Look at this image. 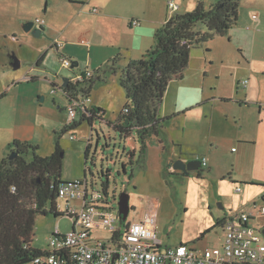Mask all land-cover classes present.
I'll return each mask as SVG.
<instances>
[{
	"label": "crops",
	"instance_id": "crops-1",
	"mask_svg": "<svg viewBox=\"0 0 264 264\" xmlns=\"http://www.w3.org/2000/svg\"><path fill=\"white\" fill-rule=\"evenodd\" d=\"M175 1L179 12L194 9L200 1L206 6L216 2ZM172 13L167 0H0V162L15 140L34 142L38 150L54 152L58 133L68 122V98L60 90L52 93L54 84L63 85L66 77L85 69L96 73L107 63L121 70L154 45L156 30ZM36 18L45 20L40 36L24 28ZM133 19L140 24H133ZM35 37L44 39L43 44ZM17 40L38 55L26 70H13L11 66L13 54L9 50ZM200 46H206V50L199 56L191 52L183 78L170 81L166 90L161 114L172 117L155 135L161 159L164 166L172 163L169 172H173L177 171L173 168L177 159L202 161L205 157L207 165L213 166L225 150L235 151V161L242 166L246 181L241 189L243 196L257 208L264 196V0H241L238 21L229 36H216ZM61 55L71 58L74 67L59 65ZM216 64L222 69L215 68ZM224 72L230 73L229 88L219 92L218 79ZM99 73L105 78L100 80L104 87L97 84L92 88L88 107L103 108L104 112H99L103 115L108 112L105 99L124 89L119 73ZM242 78L248 80L246 87L239 84ZM230 102L238 105L239 112L219 107ZM244 115L251 118L245 130L239 118ZM223 117L234 118V128L226 125ZM175 121L177 128H170ZM124 139L125 147L129 142L133 150L139 147L136 135ZM201 143L205 145L201 147ZM202 151L206 153L200 156ZM254 205H247L246 210L255 211ZM252 222L263 226L264 216L256 215Z\"/></svg>",
	"mask_w": 264,
	"mask_h": 264
},
{
	"label": "rangeland",
	"instance_id": "rangeland-1",
	"mask_svg": "<svg viewBox=\"0 0 264 264\" xmlns=\"http://www.w3.org/2000/svg\"><path fill=\"white\" fill-rule=\"evenodd\" d=\"M34 40L43 44L44 39L35 37ZM192 50V54L199 56L203 50H206V46L195 47ZM9 53L20 59L19 70L28 69L38 59L33 49L20 44L18 40L11 43ZM55 57L53 60H57ZM57 61L59 65L62 64L60 60ZM215 66L222 69L219 64ZM77 67L75 66L74 69ZM62 76L63 73L60 78ZM229 77L230 73L224 72L218 79L219 92L228 90ZM97 84L102 86L101 88L104 87V82L98 80L93 89ZM126 101L124 90L119 95L113 94L105 99L108 103V112L98 115L92 125L84 120L76 128L61 133L59 141L64 152L62 179L72 182L87 178L90 192L92 182L95 189L101 190L108 180L109 205L115 210L119 209V196L125 190L130 194L131 204L127 221L139 220L155 209L156 234L161 241V248L176 246L180 243H187L197 249L220 248L224 230L219 222L231 213L247 211V205L251 204L252 208L254 205L251 200L246 202L243 196L244 191L241 189L246 181L242 178V166L235 161V151L230 150L227 153L228 150H225L226 153L215 158L217 161L212 163L213 166L210 164L202 166L204 169L202 177L197 175L196 170L190 171L187 176L179 177L166 172L161 159L163 156L159 142L157 137L152 135L147 141L145 154L142 156L137 147L133 163H131L132 144L129 142L125 147V139L121 138L119 132L107 123V120L118 118ZM219 107L226 111L235 108L239 112L238 105L232 102L222 103ZM239 118L245 130L251 118L246 115L242 119ZM80 119L79 114L77 121ZM253 120L259 121L256 117H253ZM223 122L230 128L235 126L232 117H223ZM170 128H177V122L175 121ZM72 134L76 135V139H71ZM88 142L91 143V148L86 163L85 151ZM199 145L203 147L205 144ZM261 145L264 146V142ZM234 146L238 148L237 144ZM199 153H202L199 154L201 156L206 152ZM38 154L48 155L50 152L40 149ZM72 203L77 204L79 200H74ZM257 203L261 205L262 200ZM58 205L62 206L61 211L65 210L63 199H58ZM57 223L62 232L72 228V222L66 213L59 216L53 213L39 214L32 244L47 247ZM115 227H118V224ZM112 234L113 231L107 227H95L93 230L94 239L109 240Z\"/></svg>",
	"mask_w": 264,
	"mask_h": 264
},
{
	"label": "trees",
	"instance_id": "trees-1",
	"mask_svg": "<svg viewBox=\"0 0 264 264\" xmlns=\"http://www.w3.org/2000/svg\"><path fill=\"white\" fill-rule=\"evenodd\" d=\"M240 2L216 0L212 6H206L200 1L192 10L172 13L156 30L154 45L140 58L131 59L121 70L107 63L89 78L76 82L69 80L65 93L68 97L72 92L90 94L96 81L105 79L99 72L119 73L127 101L118 118L107 120V123L123 139L136 135L143 156L149 137L159 135L166 120L172 117L161 114L170 81L183 78L193 48L216 36H229L230 29L238 21ZM42 59L43 56L38 62ZM95 108L91 110L92 116L83 114L80 120L72 126L66 125L58 133L56 148L51 154H38L39 145L30 141L15 140L9 144V153L0 162V264H29L45 252V249L32 244L37 216L65 214L58 209V187L67 182L62 179L64 152L59 137L84 120L92 125L99 112H104L101 107ZM90 148L91 143L88 142L86 163ZM11 152L18 154L10 159ZM134 156L135 150L130 152L131 163ZM171 165L165 164L166 172L181 176L189 174L178 170L169 172ZM203 171L200 166L197 175L202 177ZM108 185L107 180L104 188ZM120 233L116 230L114 234Z\"/></svg>",
	"mask_w": 264,
	"mask_h": 264
},
{
	"label": "built area",
	"instance_id": "built-area-1",
	"mask_svg": "<svg viewBox=\"0 0 264 264\" xmlns=\"http://www.w3.org/2000/svg\"><path fill=\"white\" fill-rule=\"evenodd\" d=\"M167 5L172 12L179 8L175 0H167ZM132 23L137 25L140 21L133 19ZM44 24V19H35L36 26ZM60 61L64 67L73 68L71 58L61 55ZM93 74L94 70L85 69L69 80L76 82ZM239 84L246 87L248 80L243 79ZM64 88L54 84L51 92L60 90L68 98L67 125L72 126L79 114L92 116V108L88 107L90 94L72 92L68 97ZM70 137L76 139L75 134ZM202 165L207 166L205 157ZM91 185V192L87 178L59 185L58 199L65 201L62 212L70 217L72 228L62 232L57 223L45 252L29 264H264V225L258 227L252 222L256 215L264 216V196L261 206L256 208L254 205L255 211L231 213L224 218V237L220 248L197 249L187 243L161 248L156 234L155 209L139 220L124 221L119 209L109 205V185L107 188L103 185L101 190L95 189L93 182ZM74 200H79V203H72ZM61 208L58 205L60 211ZM116 224L118 227H115ZM95 227L109 228L113 231L112 237L109 240L94 239ZM116 230L121 232L117 236L114 234Z\"/></svg>",
	"mask_w": 264,
	"mask_h": 264
},
{
	"label": "water",
	"instance_id": "water-1",
	"mask_svg": "<svg viewBox=\"0 0 264 264\" xmlns=\"http://www.w3.org/2000/svg\"><path fill=\"white\" fill-rule=\"evenodd\" d=\"M34 25H35L34 21L28 22L25 24L24 28L26 31H32V33L35 36H40L42 34L43 27L34 26ZM11 66L14 69H18L21 66L20 59L14 54L11 57ZM72 67H74V64L72 65ZM68 82H69V77H66L64 79L63 86L66 87L68 85ZM42 99H43V97H42ZM17 154H18L17 152H11L9 155V158L13 159L15 156H17ZM63 155H64V153H62V156ZM201 165H202V161L198 160V159H193V160H189V161L177 159L173 164V168L175 170H180L182 172L189 173L192 170H198ZM118 205H119V212H120L122 219L127 220V217H128L129 212L131 210V204H130V194L128 192H126L125 190L120 193ZM263 233H264V230H263Z\"/></svg>",
	"mask_w": 264,
	"mask_h": 264
}]
</instances>
